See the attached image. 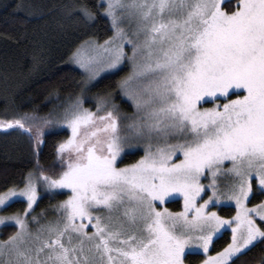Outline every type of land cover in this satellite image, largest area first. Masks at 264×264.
<instances>
[{"label":"snow or ice","instance_id":"snow-or-ice-1","mask_svg":"<svg viewBox=\"0 0 264 264\" xmlns=\"http://www.w3.org/2000/svg\"><path fill=\"white\" fill-rule=\"evenodd\" d=\"M99 7L114 35L96 56L74 53L87 73L80 92L45 115L0 119V130L22 131L37 149L45 128L71 130L56 148L59 174L30 171L22 187L0 193V211L26 205L0 215V226L16 229L0 240V264H186L201 253V264H239L264 247V200L248 206L264 196V0H104ZM64 13L84 23L98 15L86 3L67 4ZM125 19L131 32L120 26ZM125 61L130 72L117 87L132 114L122 115L111 93L94 98L95 111L84 107L89 82ZM141 145L139 160L118 166L126 149ZM41 186L51 195L68 190L44 223L46 213L33 215ZM176 197L181 211L162 207ZM222 200L235 204L231 219L209 210ZM226 229L231 241L209 254Z\"/></svg>","mask_w":264,"mask_h":264},{"label":"trees","instance_id":"trees-1","mask_svg":"<svg viewBox=\"0 0 264 264\" xmlns=\"http://www.w3.org/2000/svg\"><path fill=\"white\" fill-rule=\"evenodd\" d=\"M71 3H86L98 13L96 19L87 23L67 19L64 6ZM101 3L102 0H0V119L18 118L34 111L45 115L64 103L69 94L80 92L85 76L71 63L72 55L83 43L103 41L112 34L109 18L99 7ZM127 71V65H123L121 71L102 75L90 91L115 94L118 82ZM66 136L65 129L47 131L37 149L22 131L0 130V192L20 185L30 171L59 174L63 169L56 148ZM130 156H124L120 164L131 161L134 157ZM64 196V192L51 195L41 191L35 212L46 211ZM168 205L178 208L179 200ZM24 206L23 202L13 203L4 211L20 212ZM234 211L233 206L217 209L226 216ZM14 232L15 227L0 226L2 240ZM229 242L230 233L224 231L223 238L215 242L210 253L222 250ZM203 257L191 255L186 263L198 264ZM261 257H264V247H256L242 256L239 264H261Z\"/></svg>","mask_w":264,"mask_h":264},{"label":"rangeland","instance_id":"rangeland-1","mask_svg":"<svg viewBox=\"0 0 264 264\" xmlns=\"http://www.w3.org/2000/svg\"><path fill=\"white\" fill-rule=\"evenodd\" d=\"M102 2H104V0H102ZM109 21H110V24H111V29H112V34H111V36L110 37H112L113 35H114V29H113V26H112V23H111V20H110V18H109ZM122 28H124L126 31H128V32H131L132 31V29L134 28V24H130L129 23V21L127 20V19H125V20H123L122 22H121V25H120ZM109 37V38H110ZM109 38H107V39H105V40H103V41H96V40H89V41H87V42H85V43H83L78 49H80L81 50V55L83 56V57H85V58H87V57H90V56H96V55H98L99 53H98V49H97V46L98 45H102L106 40H108ZM127 50V49H126ZM77 51V50H76ZM76 51H75V53H76ZM131 53H130V51H129V55H130ZM74 54L72 55V58H71V63L73 64V66H75V67H77L78 69H80L82 72H83V74H84V76H85V80L87 79V73L84 71V69H82L77 63H75V60H74ZM124 65H127V69H128V71H127V74L125 75V76H127L128 75V73L130 72V64L127 62V61H125V63H124ZM123 66V65H122ZM107 73H111V72H101L100 73V75L98 76V77H96V79L95 80H93V81H91V82H89V84H88V87H91L92 86V84L94 83V82H96L97 80H98V78H100L102 75H105V74H107ZM124 76V77H125ZM123 77V78H124ZM122 79V78H121ZM84 85V84H83ZM105 93H108V92H105ZM105 93H102V94H95V93H93V92H88L87 93V100H86V102H85V104H84V107H86V108H89V109H91V110H93V111H95V97L96 96H98V95H103V94H105ZM112 95H113V97H114V103L115 104H117L118 106H119V110H120V113L122 114V115H131L132 114V112L134 111V109L131 107V105H130V102L126 99V98H122L121 97V95L119 94V89L117 90V92L114 94V93H111ZM119 99L120 100H122V101H124V102H126L127 104H119ZM205 107H211L212 105L211 104H206V105H204ZM54 129H65L66 131H67V136H66V138H65V140L64 141H66L70 136H71V130L70 129H68L67 128V126L66 125H56V126H53V127H47V128H45V132H47V131H50V130H54ZM63 141V142H64ZM126 152H128V154H132V156H130L131 158L132 157H134L131 161H129V162H125V163H123V164H119L118 166L119 167H124V166H126V165H129V164H132V163H135L137 160H139L143 155H144V150H143V146L141 145V146H139V147H137V148H135V149H131V150H128V149H126ZM183 157L182 156H180V159H182ZM176 162H179L178 160L176 161ZM201 182L203 183V184H205V185H207L208 183H209V180L208 179H204V178H202V180H201ZM17 186H19V187H22L23 186V184L21 183L20 185H17ZM223 186V185H222ZM12 187H14V186H12ZM9 188H11V187H9ZM254 188H255V185H254ZM39 193H40V196H41V191L42 192H47L42 186L41 187H39ZM41 190V191H40ZM5 191V190H4ZM67 191L68 190H58L57 191V193L59 192V193H61V192H64V194H65V196L63 197V199L61 200V199H59V200H56V201H54V203L53 204H51V206L49 207V208H47V210L46 211H43V210H41L39 213H36V212H34L33 213V215H39V214H41V213H46L47 215H46V217H44V218H42L41 219V223H44V222H46V220L47 219H51V218H53L54 217V215H55V213H54V211H53V209H54V207H55V205L57 204V203H59V202H61V201H63V200H65V199H67V195H66V193H67ZM0 193H2V192H0ZM48 193V192H47ZM212 194V192H211V189H207V195H205L204 196V199H207L208 198V196H210ZM40 196H39V198H40ZM258 196V195H257ZM257 196H256V198H257ZM260 199H256V198H251V200H250V203H249V207H252L253 205H255V204H258V203H260L261 202V200H264V196H258ZM39 198H38V200H39ZM174 200H179V207L177 208H172L170 205H168V202H170V201H174ZM174 200H169L166 204H164L162 207H167L168 209H169V211H171V212H179V211H181L182 209H183V199L181 198V197H176ZM202 202V201H201ZM26 206V205H25ZM24 206V207H25ZM221 206H233L234 207V209H235V204H234V202H227V201H221V203L220 204H218V205H216V207H211L210 206V211H217V209L218 208H220ZM14 213H16V212H10V213H8V212H6V211H0V215H2V216H7V215H11V214H14ZM219 214V213H218ZM219 215H221V214H219ZM235 215V211H234V213L231 215V216H226V215H221V216H223L225 219H231V217H233ZM258 223H260V221L258 220L257 221ZM33 227H35V226H33ZM16 230V229H15ZM224 231H229V233H230V241H231V230L230 229H226V230H223V232ZM8 238V237H7ZM6 238V239H7ZM0 240H2L1 238H0ZM202 254V253H201ZM209 254H211V255H214L215 253H209ZM203 255V254H202ZM203 259H204V257H203ZM187 264V263H186ZM198 264H201V261L198 263Z\"/></svg>","mask_w":264,"mask_h":264}]
</instances>
